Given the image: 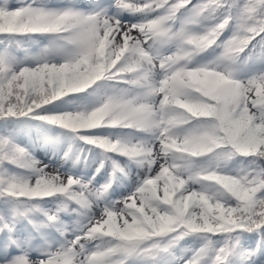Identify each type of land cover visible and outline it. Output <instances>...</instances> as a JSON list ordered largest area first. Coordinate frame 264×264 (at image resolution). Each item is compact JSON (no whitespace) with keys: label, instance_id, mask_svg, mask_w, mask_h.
Here are the masks:
<instances>
[{"label":"snow or ice","instance_id":"snow-or-ice-1","mask_svg":"<svg viewBox=\"0 0 264 264\" xmlns=\"http://www.w3.org/2000/svg\"><path fill=\"white\" fill-rule=\"evenodd\" d=\"M57 127L89 178L22 140ZM0 264H264V0H0Z\"/></svg>","mask_w":264,"mask_h":264},{"label":"rangeland","instance_id":"rangeland-1","mask_svg":"<svg viewBox=\"0 0 264 264\" xmlns=\"http://www.w3.org/2000/svg\"><path fill=\"white\" fill-rule=\"evenodd\" d=\"M218 54L213 52L211 49L206 53L207 60H214ZM46 128H52V126H45ZM58 128H53L52 131L48 133H41L37 135L35 129L33 130H25L22 134V140L24 143H28L29 140L32 142V151L33 155L43 161L45 164L52 163L53 166H59L61 162V158L64 153L68 151L69 148H72V152L70 154V159L64 164V170H71L74 174L80 175L83 177L89 178L91 175L95 173L97 167H99L101 157L99 158H87L80 154H76V149L73 146V141L69 137V134L61 136L60 133L56 132ZM51 133V134H50ZM48 137L52 139L49 140ZM56 153L55 157L53 153ZM74 161H78L73 164ZM106 168V166H105ZM49 171L52 172L54 169L49 168ZM105 175L106 170L104 169L100 175L96 177V182L98 184L105 183ZM137 176L130 177V174L123 179L120 177V180L117 181L113 185L114 193H119L118 197L121 194H127V192L131 189V186L135 183ZM45 208L54 209L52 206L48 205ZM73 215H62V219L66 221L69 225H72L75 219L72 217Z\"/></svg>","mask_w":264,"mask_h":264},{"label":"trees","instance_id":"trees-1","mask_svg":"<svg viewBox=\"0 0 264 264\" xmlns=\"http://www.w3.org/2000/svg\"><path fill=\"white\" fill-rule=\"evenodd\" d=\"M225 35H227V33ZM24 47L29 48L32 54H36V53L39 52V50L41 48V45H37L35 47L34 44H25ZM206 53H204V54H206ZM22 55H23V53H22ZM96 91L97 90L94 91L95 95H97ZM89 95L90 94L88 92L86 96H85V93H84L80 97L70 98V99H75L77 104H83V101H87L88 100V96ZM102 95H103V89H100L99 96H102ZM58 105H59V108H58L59 111H66V110L70 111L74 107V105L69 104L67 101L58 102ZM95 131H97L99 134H102V135H109V130H107V129H98V130H95ZM121 132H122V130H119V133H121ZM83 143L84 142H82V141L78 142V144H77L78 147L83 148V147H81ZM93 151H96V149H94Z\"/></svg>","mask_w":264,"mask_h":264}]
</instances>
